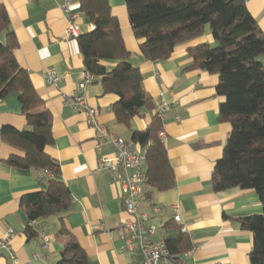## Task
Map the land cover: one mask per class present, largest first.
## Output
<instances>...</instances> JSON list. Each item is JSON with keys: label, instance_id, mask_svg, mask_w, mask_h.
Listing matches in <instances>:
<instances>
[{"label": "crops", "instance_id": "1", "mask_svg": "<svg viewBox=\"0 0 264 264\" xmlns=\"http://www.w3.org/2000/svg\"><path fill=\"white\" fill-rule=\"evenodd\" d=\"M108 1L111 13L118 20L129 62L139 69L143 89L154 109L143 110L142 116L134 118L129 127L118 124L112 109L117 98L103 95L100 83L93 80L83 94L87 105L96 111L97 122L109 133L130 141L131 131L148 127L158 112L160 99L178 103L176 109L170 108L160 115L174 185L168 191L153 192L150 196L145 187L138 213L146 216V224L160 226L153 238L158 241L166 235L161 226L171 220V206H179L180 226L194 245L187 257L182 256L185 264H249L253 238L241 228L239 220L261 214V203L252 190L212 191V171L222 155L231 125L219 120V107L224 98L216 92L218 77L188 69L190 48L203 43L215 45L207 30L209 27L204 28L201 36L176 46L168 59L150 62L142 56L133 35L125 0ZM64 4L65 0H0L17 42L15 59L28 72L33 88L52 117L53 143L46 153L59 164L60 178L70 193L64 227L85 251L87 264H141L138 253L131 254L124 249L120 234V224L127 215L118 185L119 175L98 169L99 157H112L113 149L106 145L99 154L95 148V132L86 124L84 114L64 102V97L74 92L84 73L77 38L67 37L66 30L75 24L80 34L91 31L79 4L70 0L67 12L62 10ZM245 4L264 32V0H245ZM1 40H5L4 35ZM259 61L264 67V54ZM47 70L61 76L56 86L45 82ZM5 125L19 130L26 126L13 95L0 100V129ZM13 152L0 136V239L7 231H13L11 251L20 264H56L63 247V240L57 236L58 217L37 220L36 237L27 239V218L20 205L24 195L46 189L45 175L41 171L19 170L7 165L6 160ZM43 233L49 236L48 247L43 246ZM9 263V254L0 250V264Z\"/></svg>", "mask_w": 264, "mask_h": 264}, {"label": "trees", "instance_id": "2", "mask_svg": "<svg viewBox=\"0 0 264 264\" xmlns=\"http://www.w3.org/2000/svg\"><path fill=\"white\" fill-rule=\"evenodd\" d=\"M93 29L77 37L84 72L97 80L103 95L117 98L112 109L118 124L129 127L143 110H153L145 93L142 75L129 62L117 18L108 0H74ZM128 20L142 56L150 62L168 59L176 46L203 34L209 27L214 46L200 44L188 50L191 65L216 75V92L224 98L219 120L228 122L221 157L216 161L211 187L214 193L231 189L254 191L262 212L239 220L252 234L249 264H264V32L247 10L245 0H125ZM5 40H1V36ZM17 42L4 6L0 5V100L13 95L25 119L19 130L5 125L0 129L3 143L14 152L7 165L19 170L44 173L45 190L24 195L20 200L27 225V239L37 233L32 222L57 216V236L63 247L56 264H87V255L63 224L70 207V193L60 178V166L46 153L53 143L52 117L31 84L28 72L17 63ZM106 64L112 65L108 69ZM163 122L155 113L143 131H131L130 141L145 149L147 195L165 192L174 185L173 170L162 138ZM168 264H185L182 256L194 249L188 234L172 219L161 226Z\"/></svg>", "mask_w": 264, "mask_h": 264}, {"label": "built area", "instance_id": "3", "mask_svg": "<svg viewBox=\"0 0 264 264\" xmlns=\"http://www.w3.org/2000/svg\"><path fill=\"white\" fill-rule=\"evenodd\" d=\"M70 0H65L62 7L67 12V6ZM89 29L93 27L90 25ZM80 35L79 27L70 24L66 30V36L69 38H77ZM44 80L50 86H56L61 81V76L54 70H47L44 73ZM93 81V77L84 72L82 80L77 84L74 92L64 97L65 104L72 107L78 112H82L88 126L93 128L95 132V148L100 154L103 147L110 145L113 149L112 157L100 156L98 159V169L105 170L113 174H118V185L124 205V211L127 219L120 224V234L124 242V249L131 254H139L142 259L141 264H168V251L164 240L154 241L155 234L160 230V226L154 224H146L145 215L138 213L139 205L144 199V188L146 184V159L145 149H139L134 143L119 138L106 129V127L97 122L96 111L89 107L83 94L87 84ZM177 102L168 103L160 99L157 104V113L159 115L168 111L170 108L176 109ZM172 220L181 225L180 208L178 205L171 206ZM35 227V223H30ZM184 232L183 227H181ZM13 231H7L3 238L0 239V250L9 254V264H20L19 260L11 251V240ZM42 243L44 247H48L49 236L42 234ZM184 254L183 257H187Z\"/></svg>", "mask_w": 264, "mask_h": 264}, {"label": "rangeland", "instance_id": "4", "mask_svg": "<svg viewBox=\"0 0 264 264\" xmlns=\"http://www.w3.org/2000/svg\"><path fill=\"white\" fill-rule=\"evenodd\" d=\"M207 30L210 32V29L209 28H207ZM211 33V32H210Z\"/></svg>", "mask_w": 264, "mask_h": 264}]
</instances>
